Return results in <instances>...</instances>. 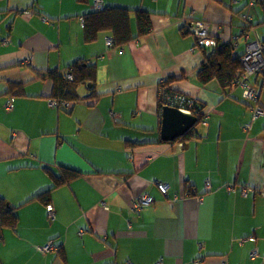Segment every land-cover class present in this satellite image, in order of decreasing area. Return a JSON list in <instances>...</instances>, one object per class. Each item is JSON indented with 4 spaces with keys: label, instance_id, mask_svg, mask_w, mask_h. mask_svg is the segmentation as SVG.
Returning <instances> with one entry per match:
<instances>
[{
    "label": "crops",
    "instance_id": "obj_1",
    "mask_svg": "<svg viewBox=\"0 0 264 264\" xmlns=\"http://www.w3.org/2000/svg\"><path fill=\"white\" fill-rule=\"evenodd\" d=\"M244 1L233 0L235 9L232 0H102L130 9L134 32L135 11L149 12V33L119 48L106 32L83 42L95 0H0V195L19 214L17 229L0 237V264H264V115L254 116L264 72L258 101L234 81L201 83L204 50L188 29V16L201 15L222 42L234 38L241 58L250 40H264L259 3ZM79 59L97 64L98 98L68 113L53 107V84L37 72ZM167 77L213 107L186 141L162 139ZM14 81L23 96L9 92ZM59 165L82 175L52 189L51 219L34 197L52 187L45 167ZM140 194L154 202L134 209ZM49 242L55 248L43 251Z\"/></svg>",
    "mask_w": 264,
    "mask_h": 264
},
{
    "label": "trees",
    "instance_id": "obj_2",
    "mask_svg": "<svg viewBox=\"0 0 264 264\" xmlns=\"http://www.w3.org/2000/svg\"><path fill=\"white\" fill-rule=\"evenodd\" d=\"M80 1L86 2L87 0ZM130 12V9L119 6H103L101 9L93 7L83 16V42L92 43L101 33L106 32L110 35V39L113 41L112 45L123 48L128 43L148 34L150 31L149 12L145 10L135 11V32L133 31V27L131 25ZM200 16L201 15H198V17ZM190 20L193 22L195 18L191 17ZM192 22V26L189 24L188 29L194 35L196 45H199L201 48H203L205 57L201 68L197 72L199 81L205 84L212 79H217L223 86L230 85L231 82L237 78V73L242 69L240 56L237 57L234 52L236 48L233 42L234 38L232 37L230 40L222 42L219 37L214 34L212 30L213 24L211 25L207 21L209 36L213 37L216 40V43L208 46L200 44L197 36L195 35L194 24ZM252 26V24H246L242 29L243 31H249ZM37 73L44 79L51 80L53 84L51 100L57 102V104L53 105V107L57 109L70 113L73 110L75 104H77L79 101L84 99L98 98V67L96 62L93 60L88 61L85 59H79L73 62L71 65H68V67L63 71L47 70L43 73L39 71ZM170 81L171 77H167L159 82V107L161 111L165 105L169 104L166 99L167 96L171 97V95L174 93H180L172 89ZM82 86L86 87L87 89L86 95H83L80 92ZM24 91L25 88L22 82L14 81L9 83V92L13 95L23 96L25 94ZM10 103L12 104V101ZM191 109L192 113L197 117V122L192 128L187 130L179 140H188L192 135H194V132L197 131V125L202 123V121L205 119L207 105L200 97L197 98L196 103L191 107ZM129 144L130 146H135L136 144L141 143L129 141ZM45 169L51 174L53 178L52 187L38 193L34 198H39L44 201L48 210V207L52 206L47 203L52 189L70 183L75 178L81 176L82 173L76 169L64 165H59L57 172L53 171L50 167H45ZM188 188L189 187H187L188 191L192 190L191 188ZM52 208L54 210L53 206ZM18 224L19 214L17 213L15 207L12 206L5 197L0 195V237L3 236V232L6 230H16ZM57 249H59V254L63 256L62 250L59 247H57Z\"/></svg>",
    "mask_w": 264,
    "mask_h": 264
},
{
    "label": "built area",
    "instance_id": "obj_3",
    "mask_svg": "<svg viewBox=\"0 0 264 264\" xmlns=\"http://www.w3.org/2000/svg\"><path fill=\"white\" fill-rule=\"evenodd\" d=\"M252 3H259L262 5L264 10V0H253ZM97 9L103 8L102 0H95V5ZM188 17H193L195 20L192 22L194 24L195 35L198 38L200 44H204L206 46L212 45L216 43V40L213 37L209 36L208 32V22L202 18L198 17L196 14H191ZM188 17L180 18L182 21L186 20ZM247 35V33H246ZM248 37V35H247ZM108 44L112 45V39L108 40ZM242 69L237 73V78L234 80V85H239L244 90V96L253 101L259 100V86L257 83L256 76L260 75L264 72V40L257 38L255 40L249 41L246 47L245 53L240 58ZM197 96L194 95H186L182 93H174L170 96H167L166 99L169 102V105L179 108L183 111L192 112L191 107L196 103ZM51 104H57L56 101L52 100ZM7 109L10 110L12 108V104L9 102L6 105ZM213 113V107H209L207 109L205 119L202 121L204 125L208 124V118ZM259 115H264V108L260 105H256L254 108V116L257 117ZM182 144V143H181ZM209 185V183H207ZM158 189L166 194L169 190V186L165 182H157ZM154 198L148 194H140L135 197L132 203L134 209H141L143 205L152 203ZM49 216L51 218L55 217L54 210L52 206L48 207ZM55 245L52 242L47 243L41 249L43 251H47L50 249H54ZM256 251L251 253L252 257L256 255ZM155 264H163L162 261H157Z\"/></svg>",
    "mask_w": 264,
    "mask_h": 264
},
{
    "label": "water",
    "instance_id": "obj_4",
    "mask_svg": "<svg viewBox=\"0 0 264 264\" xmlns=\"http://www.w3.org/2000/svg\"><path fill=\"white\" fill-rule=\"evenodd\" d=\"M197 122L193 113L172 106L163 107L162 139L175 140L192 128Z\"/></svg>",
    "mask_w": 264,
    "mask_h": 264
},
{
    "label": "rangeland",
    "instance_id": "obj_5",
    "mask_svg": "<svg viewBox=\"0 0 264 264\" xmlns=\"http://www.w3.org/2000/svg\"><path fill=\"white\" fill-rule=\"evenodd\" d=\"M232 3H233V0H232ZM243 3H245V1L244 0H240V4H243ZM233 5H234V8L236 9L237 7H239V6H241V5H239V3H233ZM96 8V7H95ZM259 12L261 13L260 14V17L259 16H257V18H256V21H258L257 23H258V25H259V29L257 30L260 34H261V36H262V38L264 37V13H263V9H262V6L259 4ZM249 20V19H248ZM135 21V20H134ZM252 21V20H251ZM253 22V21H252ZM255 23V22H254ZM254 38V37H253ZM252 38V39H253ZM251 41V40H250Z\"/></svg>",
    "mask_w": 264,
    "mask_h": 264
},
{
    "label": "bare ground",
    "instance_id": "obj_6",
    "mask_svg": "<svg viewBox=\"0 0 264 264\" xmlns=\"http://www.w3.org/2000/svg\"><path fill=\"white\" fill-rule=\"evenodd\" d=\"M183 94V93H182ZM187 95V94H186ZM192 113V112H191Z\"/></svg>",
    "mask_w": 264,
    "mask_h": 264
}]
</instances>
